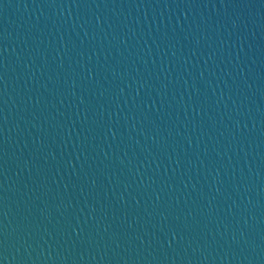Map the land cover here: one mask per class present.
I'll use <instances>...</instances> for the list:
<instances>
[{"label":"water","instance_id":"obj_1","mask_svg":"<svg viewBox=\"0 0 264 264\" xmlns=\"http://www.w3.org/2000/svg\"><path fill=\"white\" fill-rule=\"evenodd\" d=\"M0 264H264V0H0Z\"/></svg>","mask_w":264,"mask_h":264}]
</instances>
